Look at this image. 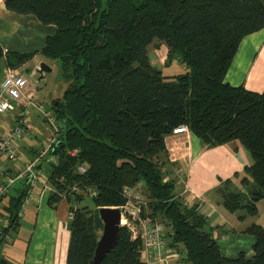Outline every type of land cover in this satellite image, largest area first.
<instances>
[{"label":"trees","instance_id":"16d2710c","mask_svg":"<svg viewBox=\"0 0 264 264\" xmlns=\"http://www.w3.org/2000/svg\"><path fill=\"white\" fill-rule=\"evenodd\" d=\"M5 6L56 27L39 54L58 63L67 84L51 106L62 147L50 152L57 165L39 167L48 168L59 193L73 184L97 191L65 200L74 215L66 264L90 263L103 229L99 209L124 206L123 189L140 183L152 216L170 228V246H183V264H264V227L245 231L255 238L253 256H223L207 217L177 195L175 179L164 182L163 172L170 164L166 140L175 128L188 127L211 148L238 141L253 164L239 177L242 189L231 187L236 175L218 192L229 212L256 216L264 200V91L233 87L225 76L241 41L264 28V0H5ZM156 41V49H168L167 66L179 61L185 72L168 76L152 64L149 48ZM35 54H4L0 45V73ZM81 164L89 166L86 174L76 172ZM28 195L26 185L9 196L0 250L19 229ZM88 199L94 207L84 205ZM48 201L56 208L63 199L52 192ZM141 257V241L121 227L117 247L102 264H145ZM0 264L13 263L0 252Z\"/></svg>","mask_w":264,"mask_h":264},{"label":"crops","instance_id":"0c3cea01","mask_svg":"<svg viewBox=\"0 0 264 264\" xmlns=\"http://www.w3.org/2000/svg\"><path fill=\"white\" fill-rule=\"evenodd\" d=\"M55 33V26H46L33 15H19L10 12L6 9L5 0H0V45L4 54L8 52L36 53L28 62L35 60L38 56H42L39 53L45 46L48 36ZM183 67L185 68V65ZM8 69L3 66L0 73V85ZM225 83L233 87H244L253 92L264 91V28L246 36L241 41L225 76ZM28 93L32 94L34 99L38 94L33 86ZM34 112L33 110L31 113ZM32 116L33 114L31 118ZM34 121L33 119V123ZM14 123L9 116L0 114V136L9 131ZM39 131L33 133L35 137H39L40 142L22 141L20 143L21 152L27 154L31 152L32 157L36 155L37 146L43 144L41 137L48 135L43 128ZM166 146L170 164L163 168L166 172L165 178L168 177L169 181L175 179L176 193L181 194L191 205H198L199 211L207 217L210 226L214 228V237L220 238V249L228 254H240L243 253L245 246L250 244L252 247L255 238L245 233L246 229L252 225L250 220H247L251 216L248 214L236 216L238 211L229 212L223 207L222 196L218 192L222 181L232 179L236 175L238 178L233 180L231 187L242 189L238 184L239 177L244 176L245 168L253 164L249 152L238 141L211 148L193 133L171 135L166 140ZM0 166L10 174L15 172L14 167L5 159H0ZM45 169L48 168L45 167ZM25 186L26 182L18 181L12 188L11 194H17ZM183 188L186 194L180 192ZM49 196V190L41 188L36 192L34 201L27 205L24 204L19 229L11 235L6 244L1 246V255L7 261L13 264H66L70 242L68 226L71 213L68 209L69 205L64 203L65 200L59 201L56 208H51L48 201ZM6 204V200L0 202V235L8 223ZM222 208L231 213L232 217L227 218L220 211ZM170 244L171 241L167 239L168 250L173 248ZM251 250L253 256V249ZM171 253L167 260L156 263L173 264L176 256Z\"/></svg>","mask_w":264,"mask_h":264},{"label":"built area","instance_id":"2783aa9c","mask_svg":"<svg viewBox=\"0 0 264 264\" xmlns=\"http://www.w3.org/2000/svg\"><path fill=\"white\" fill-rule=\"evenodd\" d=\"M30 82L24 75L16 69H8L4 74V79L0 85V114L9 116L14 120V126L0 136V159H5L14 167V174L8 173L0 166V202L9 201L11 190L18 181L26 182L30 179L28 186L29 195L25 205L35 200L36 192L43 188L50 193L55 192L64 200L73 193L84 194L88 197L95 196L97 191L92 186L70 185L68 193H59L51 185L48 178L43 174V169L39 167L45 165H57L58 158L50 152L58 144L59 121L53 110H47L41 105H37L33 95L28 93ZM31 106L37 109L50 129L45 143L39 144L40 148L37 157H26L20 151V143L30 140L33 131L31 124ZM31 132V134H30ZM190 130L186 126L175 128L172 135H188ZM71 156L77 154V150L70 152ZM89 170L87 164H81L76 172L83 175ZM165 172V169H163ZM169 181L168 177L164 182ZM122 195L127 199L124 206L118 207L121 211V226L129 227L133 233V239H139L142 243V261L145 264L167 260L169 255L165 224L157 217L152 216L149 198L144 192L142 183L134 187H125ZM6 204V206H7ZM187 205H189L187 203ZM5 206V207H6ZM8 215V214H7ZM74 215L71 213L70 218ZM176 253L173 249L171 254ZM167 255V256H166Z\"/></svg>","mask_w":264,"mask_h":264},{"label":"rangeland","instance_id":"374dc122","mask_svg":"<svg viewBox=\"0 0 264 264\" xmlns=\"http://www.w3.org/2000/svg\"><path fill=\"white\" fill-rule=\"evenodd\" d=\"M158 45H160V43L158 41H156L154 44V47L151 46L149 48V56H150L152 64L155 67H157L158 69L162 70L165 75H173V74H179V73L185 72V68L183 67V65L181 63L172 62L170 66H167L168 49L165 46H162L160 49H156ZM40 60H41V62H40ZM42 64L44 66H48L49 68H51L52 71L41 73L40 70L42 68ZM38 66H39V68H37ZM16 70H18L21 74L24 75V77H26L28 79L30 84L35 88L36 93H38L36 96V99H34L35 102H38V103H36V106L41 105V106L45 107L47 110H52L51 106L53 104V101L55 99L61 98L63 96L65 88L67 87V84L60 77L58 63L56 61H52L50 59H47L44 56H38V58H36L35 60H31L29 62L27 61V63L21 65V67H19L18 69L16 68ZM31 85L27 88L28 90L32 87ZM33 110L35 112L32 113L33 116H32L31 124L33 125L34 131L38 132L40 128H43L45 132L50 133L49 126L45 122H43V118L41 117L40 113L36 111L37 109L35 107L31 106V112ZM33 119L35 120L34 123H33ZM30 134H31V132H30ZM46 136L41 137V142H43V143L46 142L48 135H46ZM34 138H36V139H34ZM32 140H36V142H40L39 137H35L33 132L30 136V141L27 140V141H23V142L30 143V142H32ZM29 148H30V146H29ZM39 150H40V148L38 147L37 152ZM22 153L26 157L28 156L30 158H33L32 157L33 154L31 152H29L28 154L26 152H22ZM42 172L48 178V176H47L48 174L46 173L45 167L43 168ZM236 183H238V182H236ZM238 184H240V183H238ZM177 190L179 191L178 188H177ZM180 192H182L183 194H186L184 188ZM177 195L179 197L183 198L181 196V194H177ZM183 200H184V198H183ZM64 203L68 206V202H64ZM84 205L94 207L93 203L89 199L87 201H85ZM69 207H70V205L68 206V209H69ZM257 207H258V211H257L256 216L248 217L247 220H250V224L264 227V200H261L258 203ZM220 211L222 213H224L227 218L232 217V214L228 213L223 208ZM246 214H247V210L242 209V210H239L238 213H236V216H239V215L243 216ZM158 219L165 224L166 234H167L170 231V228L167 227L168 225H167L166 221L164 219H161V218H158ZM245 223L248 224V222H245ZM101 233H102V231L100 230L99 231L100 236H101ZM247 235L252 236L249 234H247ZM214 236H215V234H214ZM167 238H169V237H167ZM216 239L218 240V243L220 244V241H221L220 238L217 236ZM221 245L223 247V244H221ZM182 247H173V248L168 250L169 253H171L173 249L176 250V253H174V255L176 257H174L175 261L173 264H183L181 261L182 255L180 252V250L182 252L184 250V248L182 249ZM245 247L246 248L243 249L244 250L243 253L247 257H251L252 256L251 245L249 244L248 246H245ZM222 254H223V256L230 257V258H236L239 256V254H236V253L228 254L224 250H222ZM152 264H157V263L153 262Z\"/></svg>","mask_w":264,"mask_h":264},{"label":"water","instance_id":"95a60500","mask_svg":"<svg viewBox=\"0 0 264 264\" xmlns=\"http://www.w3.org/2000/svg\"><path fill=\"white\" fill-rule=\"evenodd\" d=\"M51 68L44 66L40 70L43 72H50ZM58 148L60 143H58ZM30 179H27L26 185H29ZM99 217L103 224L102 233L98 240L97 247L94 252V257L89 264H102L107 256L117 247L120 230H121V211L118 208H101L99 209Z\"/></svg>","mask_w":264,"mask_h":264}]
</instances>
